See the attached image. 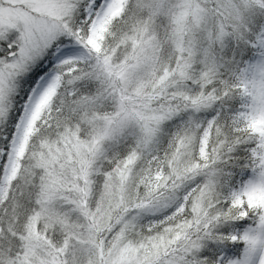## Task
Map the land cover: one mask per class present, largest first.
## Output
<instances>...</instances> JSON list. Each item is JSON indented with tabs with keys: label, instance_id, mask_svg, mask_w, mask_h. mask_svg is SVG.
I'll use <instances>...</instances> for the list:
<instances>
[{
	"label": "snow or ice",
	"instance_id": "snow-or-ice-1",
	"mask_svg": "<svg viewBox=\"0 0 264 264\" xmlns=\"http://www.w3.org/2000/svg\"><path fill=\"white\" fill-rule=\"evenodd\" d=\"M0 264H264V0H0Z\"/></svg>",
	"mask_w": 264,
	"mask_h": 264
}]
</instances>
